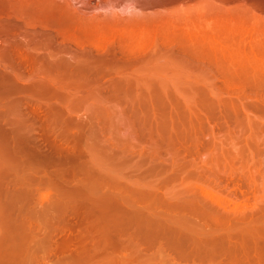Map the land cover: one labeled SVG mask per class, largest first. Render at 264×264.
Listing matches in <instances>:
<instances>
[{"label":"bare ground","instance_id":"6f19581e","mask_svg":"<svg viewBox=\"0 0 264 264\" xmlns=\"http://www.w3.org/2000/svg\"><path fill=\"white\" fill-rule=\"evenodd\" d=\"M82 13L79 7H74V4H70L68 0L66 2L65 0H0V29L6 31L4 38L0 36L1 96L11 100L12 98L9 97L17 94L19 99L16 100L19 102L20 110L28 108L31 101H37V103L35 102L36 108L44 112L47 121L45 135L48 138L44 141L48 142L46 146L48 148L45 150L41 144H36L38 138L32 137L30 135L32 132L26 131V127H23L26 121L21 116V113L16 116L18 119L20 118L18 120L15 116L16 119L10 116L9 110L1 109L0 126L2 123L15 125L14 129L6 135L7 139H9L7 144L8 152L12 156L10 157L11 160L9 159L8 161V165H12L11 163L14 161L19 163L17 165L18 168L26 170L29 164L25 165L26 167L21 166L29 161L34 154L36 155V157H33L35 161V158L40 156L39 154L46 156L48 161L59 164L81 160L84 154L77 152L75 145L70 144V138L74 134L69 125L71 124L74 128L80 126L79 122L70 117V108L74 104L79 105L81 104L80 102L93 99V102L94 100L96 103L99 102L98 110L108 114V108L111 107H106L105 105H108L110 101L108 100V103L102 104L108 99V97L104 96L108 92H112L117 96L120 93H124L134 99L141 100L148 98L151 93L157 94L162 90L160 82H145L142 78L143 76L140 77L141 75L133 74V72L131 75H127L128 73L124 71L126 69L125 66H131L133 63L130 61L131 58H129L131 54L143 49L147 51L148 49L146 50L145 46L147 47L151 40L152 44L155 41L157 43L159 42L157 38L167 33V29L169 31L168 22H166V26L160 24L161 22L159 24L146 22L147 25L143 26L139 21L130 22L126 20L121 22L122 20H116L115 18H108V20L105 19L106 17H97L95 16L96 14L91 16L86 14L84 16ZM2 18L6 19L4 23L1 21ZM177 29L179 30V28ZM178 30L175 32L177 34L173 31L174 35L169 31L171 36L167 33V36L171 37V41L177 42L183 48H188L190 51H195V53L201 52V50L205 52L207 48L206 52L212 53L211 47H209L212 41H208L210 38H206L203 34L197 35L194 34L195 32H186V30L185 32L184 30H179V33ZM164 31L165 33L163 34ZM159 34L160 36L158 37ZM165 35L162 36L163 39L166 37ZM28 37H39L38 39H42L43 42L39 45H31L32 41ZM155 37L157 40L154 39ZM35 43L37 42L35 41ZM54 43L57 44L55 46H57L58 50L51 47ZM262 43L264 41H260L258 45L261 44L262 46ZM157 45L155 46L154 44L155 47ZM65 46L68 47V50L63 49ZM152 46L149 47L151 48ZM262 52L261 58H264V50ZM245 56L240 61L248 60ZM230 58L233 60V56H230ZM237 58H235L236 61L239 59ZM231 59L227 61H231ZM234 60V63L231 61L232 63L228 62V65L231 66L237 63ZM135 61L139 62L140 58H135ZM146 61L150 60L146 59ZM153 61L155 62V59ZM248 62L245 61V66H264L258 63L260 61L257 58L253 59L251 65L247 64ZM154 65L158 66L157 63ZM236 65L239 66L238 63ZM256 75L262 80L264 71ZM256 75L253 74L251 76L256 77ZM248 76L250 77V75ZM257 81L253 79L252 82L255 83ZM248 85L251 84L248 83ZM47 100L49 102L50 100L54 101L47 103ZM112 109L114 108L112 107ZM175 112V115L181 113L179 111L178 113L177 111ZM246 117L249 119L247 115ZM177 118L180 119V116ZM189 118L191 119L188 115L183 118L185 119L184 124L183 120L177 119V122L185 125L186 120H190ZM259 118L261 119V117ZM248 119L244 122L247 123ZM237 120V123H239V119ZM244 122L243 124L245 125ZM178 123L176 126H178ZM251 123L253 124V119ZM248 124H246L247 127H249ZM180 126L181 124H179ZM239 127L241 129V126ZM253 127L255 136L250 129L254 136L253 138L251 134L249 135L247 131V133L244 131L248 130L246 128H243V131L239 129L240 132H234L236 134L244 132L241 136L246 133L247 135L242 136L243 139L249 135L248 138L246 137L247 140L251 136L252 140L250 141L256 143V146L257 144L260 146L259 143L261 142L257 143L258 141L255 138L261 136L254 131L258 127ZM230 131L233 130L230 129ZM227 132L230 135L233 134L232 132ZM212 138V145L216 148L215 153L211 155L210 160L205 165L195 169V174L199 178L205 175L208 183L203 186L200 185L201 187L199 188L195 186L190 192L189 190L186 193L182 191L183 194L185 193L182 196L178 195L179 192H176L178 195L176 196V194L173 195L166 192L168 190L163 192L154 186L143 187L139 183V185L131 183V181H126L119 176L101 171L98 167H95V164L91 165L93 164V161H91L87 165H91V168L89 166L90 172L87 170L88 174H100L103 183L106 181L105 183L109 184V186L112 185V188L114 186L117 188L115 198H113L114 192L110 193L111 195L114 194L111 198L109 193L107 194L108 196L105 195L107 199H114L112 200L113 203H110L109 199L103 201L106 198H102L101 195L103 194H101L98 199L101 198L102 200L95 201L98 199L94 197L95 200H91L93 203L91 201L88 202V207L79 208V202L68 195L65 187H58L56 189L57 195L52 201L53 206L50 202V204L46 202V204L41 205L40 211L36 212L34 210L31 214L28 212V214L23 213L22 215L25 220L31 219V217L42 220L37 227V231L41 235L37 240L41 254L37 258L23 259L20 264H35L36 261L33 260H37V264H55L50 262L49 258L51 255L59 257L57 262H60V264L61 260H63L62 264H264V176L258 173L260 171L262 173V170L257 165H252L253 162L249 163L250 160L248 159H250L251 153L247 155L243 150L244 146L241 149L245 154L236 146V149L235 147L225 149L222 140H220L221 137L219 138L218 135H213ZM259 139L264 143V137ZM218 140L221 141V144L220 141L217 143ZM32 143H34V146L27 147L28 144L31 145ZM249 143L248 141L245 143L247 144L246 150L250 148L248 146ZM252 146L249 151L253 153V149L256 147H254L255 145L253 146L254 148ZM238 150L239 152H237ZM27 155L31 157L28 159ZM244 156L247 159H244ZM3 157L5 156L3 155ZM3 157L0 156L2 161L6 160H3ZM251 159H253L252 156ZM237 160H240L239 164L236 163ZM75 165L79 166L80 164ZM256 166L258 170L257 168L254 170ZM28 169L30 170V168ZM35 169L36 167L33 168V171L32 169L30 170L32 175L26 173L29 178H25L26 174L23 170L24 173L21 171L22 177L19 176L20 173L18 174L19 178L16 183L19 185V191H22L21 188L30 189V183L35 179ZM18 171L20 172L19 169ZM255 172L262 176L263 179H260V182L259 179L257 180L258 176H256L257 173L255 174ZM62 173L55 172V177H59ZM222 176H236L241 179L247 191L253 194V199L247 196L240 201L238 197L236 199V196H231V191L230 193L222 191L223 189H220L221 186H219L218 182ZM8 180L12 181L10 178ZM109 181L113 183L110 184L111 182ZM63 182H66V180L63 179ZM11 183L18 186L14 181ZM101 184H98L100 188L103 186ZM96 185L95 182L90 183L88 188L98 187ZM85 189L86 187L83 190ZM142 191H146L152 196L158 195L159 197L157 196V198H161L162 201L156 198L152 199V201L155 200L158 203L161 201L160 205L164 203L169 209L173 208L174 211L177 209L179 213L175 212L177 216H174V214L169 215L170 209L169 214H166L165 212L168 209L165 210L162 207L164 205H161L162 212L159 210L161 207L157 209L156 205L159 206L158 204L155 206L150 205L149 208L146 205V207L143 205L137 206L135 201L137 199L140 201V198L135 196L134 198L133 194H140ZM90 198L93 199L92 197ZM148 198L145 199L146 202L149 200ZM140 202L143 204L144 201L141 200ZM148 202L151 204V201ZM70 203L74 205L72 211L68 210ZM51 208H55L57 214H53ZM174 211L171 210L173 213ZM71 218H77L75 226H78V229L76 234L66 233L67 230L71 231L72 228H76L72 227L74 224L71 223ZM171 220L177 223H169ZM141 239H146L144 242L148 241L146 246L150 242L151 244L156 242L153 244L155 245L154 247L152 245L155 250L152 251V248H149L150 244L148 246L149 253H145L147 250L144 251L143 249L147 247L145 246L144 248L142 246L143 240L141 241ZM43 246H45L44 248L47 247V249H44ZM65 252L69 253L66 254ZM60 254L63 255L61 256Z\"/></svg>","mask_w":264,"mask_h":264},{"label":"rangeland","instance_id":"374dc122","mask_svg":"<svg viewBox=\"0 0 264 264\" xmlns=\"http://www.w3.org/2000/svg\"><path fill=\"white\" fill-rule=\"evenodd\" d=\"M66 1L67 0H65V2ZM68 2L74 4L76 8L79 7L84 16H86V14L90 16L96 14L95 16H99L100 18H115L116 20H122L121 22H125L126 20L130 22L139 21L143 26L147 25L146 22H154L155 24L161 22L160 24L162 25L168 22L170 26H168L169 31L174 25V29L172 28L170 31L171 33H173V31L174 33L177 32L178 29L176 30V28H179L180 31L184 30L185 32L186 30V32H195L194 34L197 35L203 34L206 38H210L208 41H212L210 42L211 45H209L212 53L206 52L208 48L205 52L201 50V52L198 51L197 53H195V51H190L188 48H183L179 43L171 41L172 39L168 29L166 30V28H164L170 36H167V33L164 31L163 34L165 33L166 35H164L167 38L164 37V41L162 37L164 35L160 36L159 34L158 37H160L157 38L159 42L156 43L155 41L154 43L155 46L158 44L157 47L152 44L151 40V45L145 46L146 50L148 49L147 51H145V49H140L141 51L131 54L129 58H131L130 61L133 63L131 66H125L126 69L124 71L128 73L127 75H131L133 72V74L141 75L140 77L143 76L142 78L145 82H160L162 90L157 94L151 93L148 98L141 100L134 99L124 93H120L119 96H117L112 92H108L104 95L108 97L106 100L107 102H102V104H104L110 101L108 105H105L106 107H111L108 108L109 112L106 111L108 114L98 110L99 102L96 103L95 100L93 102V99H89L90 101L87 99V103H85L87 100H83L85 102H80L81 104L78 103L79 105L74 104L70 108V117L79 122L80 126L74 128L71 124L69 125L74 134V136L70 138V144H74L76 151L79 153L82 152L84 157L78 161H68L59 164L48 161L46 156L43 155V157L42 154L39 153L41 157L38 155L39 157L35 158L36 161L33 158L36 157L35 154L33 157L30 156L32 154L29 156L27 155L28 159L31 157L32 160L30 159L21 167H26L25 165L29 164V167L27 166L26 168H30L32 171L33 168L36 167L34 170V172L36 171L35 179L30 183L29 190H27L28 188H21L22 191H19V185L16 183L19 178V173V176L22 177L21 171L23 169L17 167L19 163L13 161L11 163L12 165H8V161L12 156L8 152L7 144L9 143V139H7L8 137H6V135L14 129L15 125L2 123L0 126V154H3L5 157H3V155L0 156L3 157V160H6L2 161L0 158V264H20V261L23 259L37 258V256L41 254L39 246L37 245V240L41 235L37 231V227L42 220L39 218L33 219L32 217L31 219L25 220L22 218V215L23 213L28 214V212L31 214L34 210L36 212L40 211L41 205L46 204V202H50L53 206L52 201L57 195L56 189H58V187H65L68 195L79 202V208L86 207L89 201L95 200L94 197L98 199L101 194H103L101 195L102 198H106L105 200L103 199V201L109 199L106 197L108 193L114 192L115 195L113 194V196L110 194L109 197L111 198V196H113V198H115V191H117L115 186L113 189L112 185L109 186V184L105 183L106 181L103 183L99 173V175L96 173L88 174L91 165L95 164V167H98L101 171L119 176L126 181H131V183H139L143 187L154 186L163 192L168 190L166 192L172 193L173 195L179 192L178 195L180 194L182 196L188 192L187 190L190 192L193 187L196 186L199 188L208 183L205 175L199 178L195 174V169L205 165L210 160L211 155L215 153L216 148L212 145L211 141L213 135H218L219 138L221 137L220 140H222L225 149H231L236 146L240 150L244 146L245 148H243V150L245 153L247 155L251 153L250 159H248L250 162L247 161L249 163L253 162L252 165L255 164L260 167L259 169L262 170V173L260 170V172H257L264 176V150H262L264 149V143L260 139V141L258 140V138L264 137V78L260 80L261 78L256 75L264 71V66H245V61H249L247 64L251 65L253 59L256 58L260 61L258 63L264 65V58H261V53L263 54L262 51L264 50V43H262V46L261 44L258 45L260 41H264V0H68ZM1 21L4 23L6 19L2 18ZM5 35L6 31L0 29L1 38H4ZM28 38L32 41L31 45H39L43 42L42 39H38L39 37ZM154 39H156V37ZM35 41L37 43H35ZM55 45L57 44L54 43L51 47L58 50ZM149 46L152 47L150 48ZM65 47H63V49L68 50V47ZM233 53L237 56L232 55ZM230 56H233V60L238 57L239 59H237L242 66L236 59L234 61L237 62L239 66L236 65L237 63L229 66L228 64L231 61L233 62L231 58V61H227L230 60ZM243 56L247 57L248 60H242L243 62L240 61ZM135 58H140V61H135ZM146 59L150 61L155 59V62L146 61ZM156 63L158 66L154 65ZM237 74L239 75L237 76ZM253 74L256 75V77L251 76ZM243 75H245L246 78H244L245 76ZM252 78L256 81L258 80V84L257 82H252ZM259 81L261 82L259 83ZM248 83L251 85H248ZM259 84L261 85L256 87ZM9 98L12 99L9 100L6 97H2L0 93V110H9L11 117L19 116L21 113V116H23L26 121L24 122L25 124L23 123V127H26H24L25 130L32 132L30 135L38 138L36 144H41L46 150L48 148L46 147L48 142L46 143L44 141L48 139L45 135L47 121L44 112L36 108L37 101H35L36 103L31 101L28 108L20 110L19 102L16 100L19 99L18 95H11ZM52 101L50 100V102ZM48 102L49 100H47V103ZM25 106L27 107V105ZM112 107L114 109H112ZM175 111L181 113L175 115ZM181 114L183 118L186 115L191 117V119L189 118L190 120H186L185 125H183L185 119L181 117ZM179 116L180 119L177 118ZM16 118L18 119V117ZM176 118L180 121L183 120V124L178 123ZM237 119H239V123H237ZM247 119L249 121L251 120L250 123L249 121L247 123L244 122ZM252 119L253 124L251 123ZM176 122L178 126H176ZM258 123L263 129L260 128L261 126H259ZM179 124H181L180 127ZM246 124H248L249 127H247ZM239 126H241V129ZM253 126L255 128L258 127L256 128L257 130L254 131L257 135L260 134L259 136L261 137L255 138L258 142L254 141L257 143L261 142L259 143L260 146H258V144L256 146V143L250 141L255 136L252 129ZM244 127L249 131L244 130ZM229 128L233 131H230ZM239 129L241 131H247L249 135L253 133L254 136L252 135V138L250 136L247 140L249 137L248 135V137L246 136L247 138L245 137L243 139V135H247V132L243 134L242 137L241 134L244 132L239 134ZM226 130L233 134L239 131L237 133L239 135L236 133L230 135ZM236 136L239 139L241 137V139L237 140ZM220 140H218L217 143H219ZM247 141L250 142L248 144V146H250L248 150H246L247 144H245ZM29 145L30 144H28L27 147H32L34 143ZM252 145H255L254 147L256 148ZM251 146L254 148H252L255 152H253L254 154L249 151ZM239 150L237 152H239ZM251 156L253 159H251ZM244 159L247 158L244 156ZM91 161H93V164L89 165V168L87 165L88 163L90 164ZM239 161L240 160H237L236 163L239 164ZM75 164L80 165L78 166ZM257 166L254 167V170L255 168L258 170ZM27 169L23 170L25 174H31V171ZM87 170H89V172H87ZM55 172L63 173L60 174L59 177H55ZM257 172H255V174ZM258 173L256 174L258 178H256L257 180L259 179L260 182V179L263 178L261 175L259 176ZM27 174L26 177L24 176L25 178H29ZM9 178L12 179V181L8 180ZM237 178L236 176H222L218 181L219 186H221L220 189H223L222 191L225 193H230L231 191V196H236V199L238 197L240 201L247 196L253 199V194L247 191L244 182ZM63 179H65L66 182H63ZM13 181L18 186L11 183ZM93 182L97 184L96 186H98V184L103 186H101V188L100 185L96 188H88L90 183ZM112 183L113 182L110 184ZM20 187L22 186L20 185ZM83 187H86V189L83 190ZM227 189L228 191H226ZM182 191L185 193L183 194ZM233 191L234 193L232 194ZM118 192L120 193V191ZM145 192L142 191L140 194H133V197L135 196L140 198V201H144L143 204H141L137 199L135 201L137 206L146 205L149 208L150 205L155 206L158 204L159 206L156 205L157 209L161 207V205L165 206H162L165 210L168 209L167 212L164 211L166 214H169L168 212L170 209L174 211L173 208L169 209L164 203L160 205L162 200L161 198H157L158 195L155 194V197V195L152 196L150 193ZM87 193H89V197ZM178 195L176 194V196ZM147 197H149V200L146 202L145 199ZM155 198L161 201H159V203L155 200L152 201V199ZM99 199L95 201H99ZM86 200L88 201L86 202ZM112 200L114 199H109V202L113 203ZM148 201H151V204ZM91 202L93 203V201ZM91 202L90 204H92ZM145 202L146 204H144ZM73 206L74 205L70 203L68 210L72 211ZM162 207L159 209L161 212ZM171 210L169 215L174 214V216H177L176 213H179L177 209L174 213L171 212ZM51 212L57 214L55 208H51ZM176 220L179 222L178 219ZM70 221L74 224V226H71L76 228H72V232L67 230L66 233L76 234L78 229V226H75L77 218H71ZM174 221L171 220L169 223ZM142 240L143 243L141 242ZM144 240L146 239H141L140 242L145 248L146 242L148 241L144 242ZM155 243L156 242H152V244L151 242L148 243L151 245H147V248L143 249L144 251L147 250L145 253H149L148 246L154 251L155 249L153 247L155 245L153 244ZM44 247L45 246H43V248ZM44 249H47V247ZM65 253L68 254L69 252ZM65 253L63 254L65 255ZM63 254L60 255L62 256ZM49 259L50 262L60 264V262H57L59 261V257H56V255H51ZM33 261H36L35 264H37V260ZM62 263L63 260H61V264Z\"/></svg>","mask_w":264,"mask_h":264}]
</instances>
